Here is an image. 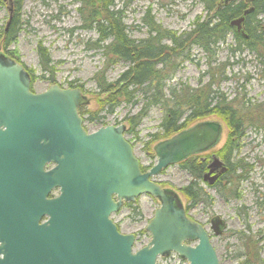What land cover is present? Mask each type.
<instances>
[{
  "label": "water",
  "instance_id": "1",
  "mask_svg": "<svg viewBox=\"0 0 264 264\" xmlns=\"http://www.w3.org/2000/svg\"><path fill=\"white\" fill-rule=\"evenodd\" d=\"M251 10L229 22L243 36ZM30 83L24 66L0 52V228L12 214L28 238L16 252L2 243L0 264H156L171 253L189 264H219L204 225L152 177L215 146L220 123L199 121L155 143V163L142 172L124 124L90 133L82 127L78 108L88 100L79 87L55 84L33 93ZM209 165L202 180L211 185L212 167H226L215 155ZM53 188L58 195L48 199ZM141 195L159 205L145 227L148 244L133 251L135 236L121 234L111 215ZM42 216L47 220L38 226ZM210 219L212 233L221 235L224 219Z\"/></svg>",
  "mask_w": 264,
  "mask_h": 264
},
{
  "label": "rangeland",
  "instance_id": "2",
  "mask_svg": "<svg viewBox=\"0 0 264 264\" xmlns=\"http://www.w3.org/2000/svg\"><path fill=\"white\" fill-rule=\"evenodd\" d=\"M21 1L19 22L22 25L16 41L10 45L9 50L14 51L19 59L18 63L24 66L31 77V92L41 93L50 85L55 84L62 88H74L79 85L88 100L87 104L82 105L83 107L80 109V115H84L81 116L83 117L82 127L87 132L95 131L101 126L122 124L126 126L125 130H127L128 125L123 121V118L135 113L141 106L140 102H136L132 106L121 104L111 115L101 112L98 115L101 116L100 121L89 120L85 115V112L94 111L98 107L99 98L91 78L103 62L100 52L92 50L86 44L87 41L93 43L97 34L93 30L76 28L81 24L77 11V7L80 5L79 0ZM124 2L126 0H115L114 7L123 9V22L128 28V36L132 39L140 40L139 38L147 36V27L142 21V16L147 10H150V15L153 16L157 24L175 31L177 34L190 30L193 20L207 19L204 3L199 0H133L123 7ZM8 6L12 7L10 11L7 10ZM14 11V4L10 5L9 1L0 0V30L8 28L10 15H13ZM69 29L74 30L70 33ZM38 43L44 45L50 53L55 66L54 83L48 81L47 74L41 73L40 65H38L39 56L35 49ZM234 46L232 35H229L224 43L218 44L217 61L227 62V70L226 79L219 83L217 89L227 100L235 99L237 109L243 97L251 104H260L264 102L263 65L249 51L244 50L235 55L230 54V49ZM0 52L7 55L1 47ZM7 56L9 57V55ZM206 60L207 57H204L202 51L194 46L190 53V60L184 62L170 84L186 83L190 87H196L201 82H206ZM127 66V63L123 61L111 65L106 71L107 80L117 78ZM69 82L72 84L69 85ZM162 114L159 107L153 106L138 124L133 135L124 134L133 148V155L138 159L143 172H146L156 160L153 148L155 143L160 141L151 144L148 142L151 140V134L159 133L158 125ZM208 120L220 123L221 133L215 146L195 155L198 162L206 161L204 173L208 172L207 166H210L212 157L215 155L214 152L220 151L225 146L229 134L224 118L213 115L201 121ZM244 131L237 157L253 167L247 178L237 183L239 198L225 200L217 193L215 186H209L201 179L200 186L211 197V203L207 205L201 202L189 205V202L179 191V187L188 184L191 177L179 164L168 165L166 169L152 177L154 182H158L164 189L176 195L190 220L204 225L210 235L212 247L217 253L219 264H237L239 262L237 254L240 246V239H238L240 233L252 235L264 233V209L260 210L256 205L258 196L264 194V166L258 161L263 159L264 143L261 141L262 133L253 127L248 126ZM218 159L220 160V158ZM220 162L223 163L222 160ZM221 173L217 172L216 174ZM158 205V200L148 195H141L136 197L134 202L125 203L115 214L111 215L112 222L121 234L135 236L133 251L148 244L150 233L145 231V227ZM214 215L224 219L226 223L223 233L219 236L214 235L210 230V218ZM259 254L264 260V245L260 247ZM156 264L189 263L178 257L177 254L171 253L167 257L158 258Z\"/></svg>",
  "mask_w": 264,
  "mask_h": 264
},
{
  "label": "trees",
  "instance_id": "3",
  "mask_svg": "<svg viewBox=\"0 0 264 264\" xmlns=\"http://www.w3.org/2000/svg\"><path fill=\"white\" fill-rule=\"evenodd\" d=\"M14 1L15 11L10 18L9 27L5 31L0 30V47L10 58L19 62L14 51L9 50L22 25L19 22L22 1ZM114 1L79 0L80 5L77 7L81 24L76 28L93 30L97 34L93 43L87 41L86 44L92 50L100 52L103 62L91 78L99 98L98 107L94 111L85 112V115L89 120L100 121L101 116L98 115L101 112L111 115L121 104L132 106L140 102L141 106L135 113L123 118L128 125L124 134L133 135L148 110L157 106L163 113L158 125L159 133L151 134L148 144L166 140L208 116L224 118L229 129L228 138L225 146L214 154L223 161L226 171L214 185L217 193L225 200L239 198L237 183L247 178L253 165L238 159V150L244 130L248 126L262 133L261 141L264 143V102L251 104L243 97L237 109L235 99L227 100L217 89L219 83L226 79L227 62H218L216 55L218 44L224 43L232 34L235 46L230 49V54L249 51L256 56L264 69V0H254L249 4L252 10L245 16V36L235 33L228 23L241 15L248 5L242 1L222 5L219 4L220 0H199L204 3L207 19L193 20L191 29L179 34L157 24L150 15V10H147L142 16L147 27V36L139 38L140 40L128 36V28L122 18L123 9H115ZM131 1L133 0H126L123 7ZM74 29L68 31L72 33ZM194 46L207 57L206 82H201L196 87H190L186 83L171 85L179 68L185 61L190 60ZM35 49L39 56L41 73L47 74L48 81L54 83L55 66L48 49L41 43ZM119 61L127 63L128 66L117 78L107 80L106 71ZM70 84L72 83L69 82ZM76 87L79 85L74 86ZM82 107L81 105L78 109L79 115ZM258 161L264 166V155ZM205 163L206 161L198 162L195 155L178 163L191 177L188 184L179 187L189 205L211 203V197L200 186L206 169ZM141 170L144 171L142 168ZM256 205L260 210L264 209V194L258 196ZM238 239L240 246L237 264H264L259 254L260 247L264 245V233H240Z\"/></svg>",
  "mask_w": 264,
  "mask_h": 264
},
{
  "label": "flooded vegetation",
  "instance_id": "4",
  "mask_svg": "<svg viewBox=\"0 0 264 264\" xmlns=\"http://www.w3.org/2000/svg\"><path fill=\"white\" fill-rule=\"evenodd\" d=\"M7 1H9L10 5H13V4L15 5V1L14 0H11L12 3H11L10 0H7ZM239 1H242L245 5H248V6H246V9L250 8L249 4L254 2V0H228V1L220 0L219 4L227 5L229 3H233V2L235 3V2H239ZM11 9H12V7L8 6L7 10L10 11ZM246 9L243 10V13L241 15L244 14V11H246ZM11 13H12V11H11ZM249 13H246V15L249 14ZM241 15H239V16H241ZM10 16L12 17V14ZM239 16H237V17H239ZM234 19H236V18H234ZM231 20H233V19H231ZM244 21H245V17H244ZM244 21L242 22V25H241V29L242 30L244 29ZM230 27L236 33V29L233 26H230ZM5 30H7V29L4 28V31ZM51 166H52L51 164H48V165L45 166L44 169L48 170V168H50ZM207 168L209 170L208 166H207ZM212 169H213V173H211V175L212 174L217 175V177L211 183V185L213 186L220 179V177L222 176V173H224L225 171L222 172L221 174H216L219 171V168L212 167ZM203 174H204V172H203ZM211 185H209V186H211ZM48 194H49L48 195V199L57 197V195H58L57 189H55V188L51 189ZM9 217L10 218L7 220V222L5 224V227L4 228H0V245L2 243L6 242V243H9L8 250H11L12 252L20 251V250H22L25 247L24 243L28 239V238H26V235H25L26 231H25V228L23 227V222L19 220V217L18 218H14L12 216V214H9ZM46 220H47L46 216L45 217L44 216L40 217V219L37 222V225L40 226V224L44 223ZM2 234H5L6 236L4 237V236H2ZM2 257H3V254L0 253V258H2Z\"/></svg>",
  "mask_w": 264,
  "mask_h": 264
}]
</instances>
